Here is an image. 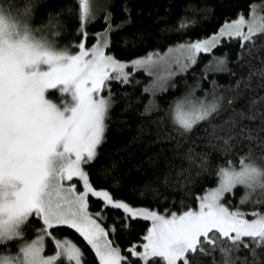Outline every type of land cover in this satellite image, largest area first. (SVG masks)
I'll use <instances>...</instances> for the list:
<instances>
[{"label":"snow or ice","instance_id":"obj_1","mask_svg":"<svg viewBox=\"0 0 264 264\" xmlns=\"http://www.w3.org/2000/svg\"><path fill=\"white\" fill-rule=\"evenodd\" d=\"M101 8L105 27L89 40L87 24ZM78 9V16L65 17L56 8L44 16L55 12L60 29L74 31L71 49L56 46L52 27L57 25L34 29L0 15V264H85L82 248L64 234L65 229L74 230L90 246L95 264H264V168L257 166L250 152L248 158L241 155L239 167L231 161L217 166L209 177L211 185L192 193V205L181 201L179 210L115 197L107 187L94 186L89 172L93 164L101 163L113 106L121 97L125 98L121 111L132 103L127 91L114 90V82L140 83L133 74L143 69L154 78L142 92L154 96L202 54L212 56L205 75L213 62L218 68L225 65L227 49L222 55L213 51L225 45L237 49L239 68L246 63L251 67L244 57L264 48V15L257 16L254 5L249 6L250 16L237 6L234 17H224L216 30L195 39L183 35L193 21L181 16L177 26L183 42L169 46L165 53L153 50L123 59L109 50L111 33L129 23L131 16L113 23L107 2L93 5L78 0ZM121 9L130 13L127 0ZM23 15L31 18L30 4ZM260 63L264 65V56ZM255 71L264 77V67ZM252 77V71L246 78L241 73L237 89L250 87ZM260 86L264 87V80ZM49 90L68 98L54 100L55 91ZM232 99L209 101L188 92L175 98L158 119L170 121L179 143L195 135L201 122H210L222 103L231 104ZM155 107L150 99L144 112ZM239 115L243 118L245 113ZM258 138L256 128L236 124L215 136L225 152L243 146L245 139ZM199 163L201 169L209 167L206 154H201ZM237 186L245 191L232 204ZM90 196L102 201L99 209L90 210ZM245 202L251 206H239ZM109 206L120 214L106 224ZM141 221L150 223L140 230ZM118 232L126 240L123 248L113 239ZM49 244L52 251L46 252ZM241 250L251 259L237 255Z\"/></svg>","mask_w":264,"mask_h":264},{"label":"trees","instance_id":"obj_2","mask_svg":"<svg viewBox=\"0 0 264 264\" xmlns=\"http://www.w3.org/2000/svg\"><path fill=\"white\" fill-rule=\"evenodd\" d=\"M17 6L31 5V24L34 29H41L43 25H57L55 12L45 13L50 9H59L60 15L65 17L78 16V0H16ZM110 3L113 12V23L131 16V21L122 28L111 33L112 43L109 50L119 58L131 59L143 56L149 51L157 50L160 53L167 51L181 39V30L178 28V18L185 16L193 21L183 30L186 38L195 39L216 30L222 19L233 16L239 6L240 10L249 15V6L258 4L264 15V0H127L130 13L122 11L121 5L125 0H102L101 4ZM104 11H97V18L87 24L89 40L92 33L105 27ZM57 32L55 42L57 47H72L76 35L66 26L63 30L59 25L52 27ZM35 35H41L36 31ZM48 35L47 30L43 32ZM87 43V41H86ZM227 49L228 60L222 67L215 62L208 66L205 75V65L212 60L211 54L200 55L197 63L188 70L179 73L169 80L164 91L155 93L142 92L143 87L150 83L152 76L143 69H138L133 75L140 83L119 85L114 82V90L127 91L131 99V106L124 111V99L113 106L112 118L106 133L107 139L103 145V155L100 165L93 164L89 168L90 179L94 186L107 187L115 197L124 198L133 204L164 207L172 206L179 210L180 202L192 205V193L200 191L205 184L211 185L209 179L216 172L217 166L226 165L228 161L235 167L240 166V157L249 152L251 159L264 167V87L260 86L264 80L255 69L264 67L260 63L264 56V48L255 52L252 57L245 56L251 67L246 63L241 69L236 65L237 49L231 46H217L213 51L216 55L224 54ZM253 72L250 87L241 86L237 89V81L241 73L246 78L248 72ZM215 81V84H213ZM174 85V87H173ZM50 92L55 90H49ZM192 92L195 97H204L211 101L213 97H223L225 101L232 97L231 104L222 103L218 114L210 122H201L196 134L188 139L177 137L170 126V121L164 117L165 110L175 98ZM239 92V94H237ZM54 100L67 99L65 95L58 97L55 91L51 96ZM153 100L158 107L151 112H144L145 104ZM255 101V103H253ZM243 111V118L239 115ZM255 114L254 119L249 117ZM231 118V119H230ZM230 124L248 126L257 129L256 140H244L243 146L237 144L234 150L225 152L221 149L215 136L224 134ZM215 125V129H213ZM171 133V138L169 134ZM201 154H206L209 161L207 169H201ZM191 157V158H189ZM242 186H237L231 203L236 204L244 193ZM90 210L101 207L102 201L90 197ZM248 208V202L239 205ZM259 206V205H257ZM106 224L112 223L113 216H119L120 210L111 206L105 209ZM251 218V217H249ZM150 223L141 221L138 229L142 230ZM70 239L78 244L84 252L85 264H95L94 252L74 230L65 229ZM57 235H60L58 233ZM113 239L123 248L126 240L119 232ZM47 249L52 250L49 244ZM219 259V253L216 254ZM239 256H251L245 250L237 253ZM210 264V262H209ZM239 264V262H238Z\"/></svg>","mask_w":264,"mask_h":264},{"label":"clouds","instance_id":"obj_3","mask_svg":"<svg viewBox=\"0 0 264 264\" xmlns=\"http://www.w3.org/2000/svg\"><path fill=\"white\" fill-rule=\"evenodd\" d=\"M26 6V4L22 6H17L16 0H0V15L4 17L5 21L14 20L21 25L27 23L29 27H32L30 18L26 20L23 15V9ZM257 166L261 167L259 165Z\"/></svg>","mask_w":264,"mask_h":264},{"label":"rangeland","instance_id":"obj_4","mask_svg":"<svg viewBox=\"0 0 264 264\" xmlns=\"http://www.w3.org/2000/svg\"><path fill=\"white\" fill-rule=\"evenodd\" d=\"M101 2H102V0H90V3H92L93 5L101 4ZM254 6H255V8H256L257 16L263 15L262 10H261V6L258 5V4H255ZM250 15H251V13H249V16H250ZM166 52H167V51H166ZM164 53H165V52H164ZM191 66H192V65H191ZM191 66H190V67H191ZM190 67H189V68H190ZM189 68H188V69H189ZM188 69H187V70H188ZM129 70H130V68H129ZM183 72H185V71L177 72L175 75H177V74H179V73H183ZM175 75H174V76H175ZM153 78H154V77L152 76V79H153ZM171 78H173V76H172ZM171 78H170V79H171ZM170 79H169V80H170ZM169 80H168L167 83H169ZM58 87H63V85H60V86H58ZM56 92H57L58 97H61V95H63V94H60L58 91H56ZM157 92H160V91H157ZM157 92H156V93H157ZM65 96H66V95H65ZM66 98H68V97L66 96ZM253 161H254V160H253ZM254 162H255L257 165L263 167V166H262L260 163H258L257 161H254ZM77 186H78V188L80 187L79 184H78ZM90 197H91V196H90ZM90 197H89V198H90ZM51 251H52V250L49 251V250L46 248V252H51Z\"/></svg>","mask_w":264,"mask_h":264}]
</instances>
